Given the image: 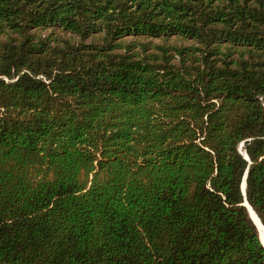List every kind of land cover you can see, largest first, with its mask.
<instances>
[{
  "label": "trees",
  "instance_id": "16d2710c",
  "mask_svg": "<svg viewBox=\"0 0 264 264\" xmlns=\"http://www.w3.org/2000/svg\"><path fill=\"white\" fill-rule=\"evenodd\" d=\"M245 202L264 0H0V264H264Z\"/></svg>",
  "mask_w": 264,
  "mask_h": 264
},
{
  "label": "rangeland",
  "instance_id": "374dc122",
  "mask_svg": "<svg viewBox=\"0 0 264 264\" xmlns=\"http://www.w3.org/2000/svg\"><path fill=\"white\" fill-rule=\"evenodd\" d=\"M38 34H41V35H48L49 33L51 32H54V33H59V34H62L65 38H69L70 35L69 34H63L61 33V31H59L58 29H47V30H42V31H37ZM125 41L126 42H131V41H134V42H139V43H152V45H160V44H163L164 42L167 44V45H171V44H176V45H183V46H189L191 44L190 41L188 40H184V39H181V38H175V37H172V38H168L166 41H163L161 39H153V38H147V37H136V38H125Z\"/></svg>",
  "mask_w": 264,
  "mask_h": 264
},
{
  "label": "bare ground",
  "instance_id": "6f19581e",
  "mask_svg": "<svg viewBox=\"0 0 264 264\" xmlns=\"http://www.w3.org/2000/svg\"><path fill=\"white\" fill-rule=\"evenodd\" d=\"M248 209H249V207H248ZM249 213H250V216L252 218V221L255 223L256 228L258 230L260 241H261L262 245L264 246V228L261 225V223L258 221V219L255 216V214L253 213V211L249 209Z\"/></svg>",
  "mask_w": 264,
  "mask_h": 264
},
{
  "label": "water",
  "instance_id": "95a60500",
  "mask_svg": "<svg viewBox=\"0 0 264 264\" xmlns=\"http://www.w3.org/2000/svg\"><path fill=\"white\" fill-rule=\"evenodd\" d=\"M241 147V146H240ZM244 186H245V183L243 182V185H242V190L244 191ZM243 206L244 207H246V209H247V211H248V214H249V217H250V219H251V221H252V218H251V216H250V213H249V209L250 210H252L249 206H248V204L245 202L244 204H243ZM248 207H249V209H248ZM254 213V212H253ZM257 217V216H256ZM259 221V220H258ZM253 222V221H252ZM260 222V221H259ZM253 224L255 225V223L253 222ZM255 227H256V225H255ZM257 229V228H256ZM258 231V230H257ZM262 244V243H261ZM263 246V245H262ZM264 247V246H263Z\"/></svg>",
  "mask_w": 264,
  "mask_h": 264
}]
</instances>
